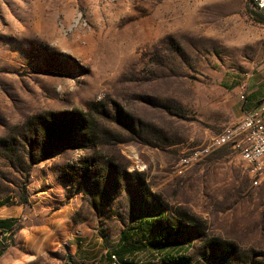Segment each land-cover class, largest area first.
I'll use <instances>...</instances> for the list:
<instances>
[{"label": "rangeland", "instance_id": "obj_1", "mask_svg": "<svg viewBox=\"0 0 264 264\" xmlns=\"http://www.w3.org/2000/svg\"><path fill=\"white\" fill-rule=\"evenodd\" d=\"M259 72L250 0H0V264H103L158 212L195 264H264V179L231 144L194 156Z\"/></svg>", "mask_w": 264, "mask_h": 264}, {"label": "trees", "instance_id": "obj_2", "mask_svg": "<svg viewBox=\"0 0 264 264\" xmlns=\"http://www.w3.org/2000/svg\"><path fill=\"white\" fill-rule=\"evenodd\" d=\"M129 221L131 225L120 231L118 245L112 250L120 262L126 254L148 250L161 255L162 264H193L186 255L192 243L189 233L170 223L162 212L153 216H139L137 220L130 217ZM14 225V220L0 219L1 229L9 231V234ZM108 259L109 254H105L102 260ZM69 264L98 263L71 260Z\"/></svg>", "mask_w": 264, "mask_h": 264}, {"label": "built area", "instance_id": "obj_3", "mask_svg": "<svg viewBox=\"0 0 264 264\" xmlns=\"http://www.w3.org/2000/svg\"><path fill=\"white\" fill-rule=\"evenodd\" d=\"M250 1L264 19V0ZM239 87V98L244 101L246 83L242 82ZM261 111L254 109L242 112L233 124L210 136L201 148L196 149L198 151L194 152V156H204L231 144L237 148L241 160L246 164L251 183L257 186L264 179V114ZM182 163L187 164L188 160L184 158ZM108 264H119L116 254H109Z\"/></svg>", "mask_w": 264, "mask_h": 264}, {"label": "crops", "instance_id": "obj_4", "mask_svg": "<svg viewBox=\"0 0 264 264\" xmlns=\"http://www.w3.org/2000/svg\"><path fill=\"white\" fill-rule=\"evenodd\" d=\"M245 83H246V92H245V100L243 103L244 108H242V112L257 109V110H262L261 112L262 114H264V72L253 73L250 78L246 79ZM2 206H5V204H0V207ZM18 209L19 208L15 206L14 208H11L12 214L10 215L0 214V219L14 220L13 215H15L14 213L16 212L18 213ZM7 241H9V231L2 230L0 227V256L3 254L5 243ZM118 242H119V238H118ZM188 251L186 255L190 257L188 255ZM110 253H113L112 250ZM137 253H149L153 255V258L150 262H146L143 264H162L161 255L157 254L156 252L148 251V250H141L136 253L134 252L132 254H126L123 256L122 261L121 262L119 261V264H133L132 258ZM214 260L219 261V259L217 258H215ZM76 261L86 262L85 258L76 259ZM191 261L193 262V264H195V262L192 259ZM103 264H108V261H105Z\"/></svg>", "mask_w": 264, "mask_h": 264}]
</instances>
